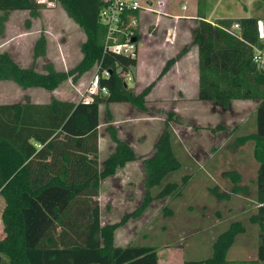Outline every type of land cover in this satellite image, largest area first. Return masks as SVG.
Listing matches in <instances>:
<instances>
[{
	"label": "trees",
	"instance_id": "1",
	"mask_svg": "<svg viewBox=\"0 0 264 264\" xmlns=\"http://www.w3.org/2000/svg\"><path fill=\"white\" fill-rule=\"evenodd\" d=\"M55 1V0H53ZM69 18L84 32L80 44L81 59L67 71H58L46 64L44 72L36 70L35 60L45 54V39L41 35L33 46V64L20 65L10 52L0 50V81H11L19 88L54 90L63 81H76L96 66L99 88L107 94H95L91 100L77 102L52 97L47 103L28 100L0 103V195L4 207L0 214L3 236L2 255L8 264H158V247L151 243L114 245L115 230L129 219L139 217L154 201L180 196L188 180L182 183L167 180L181 167L172 143L171 122L180 123L174 110L165 112L162 130L151 155L138 156L130 143L119 136L112 124L111 103H129L142 113L151 109L147 96L174 64L168 59L156 78L135 92L127 85L124 75L137 65L135 58L104 51L105 27L98 18L102 0H56ZM200 5L202 0H198ZM45 4L36 0H0V37L4 34L8 12L27 11L37 18ZM202 9V8H201ZM192 30L191 44L197 47V99L228 109L233 100L256 101L234 145L247 146L256 167L248 186L240 185V174H227L233 182L231 193L248 196L245 204L255 203L249 217L254 226V258L228 259L227 252L247 231L241 220H233L211 239V253L205 258L183 259V264H263L264 263V55L255 62V50L263 49L259 18L225 17L208 21L204 11ZM238 23L237 31H230ZM139 48V29H135ZM185 51V47L181 52ZM180 52V53H181ZM108 70L107 77L101 76ZM105 105L108 125L105 127L112 143L111 152L100 162L99 109ZM212 131L225 127L216 124ZM144 169V193L140 204L123 213L118 221L101 222L98 201L101 182L113 176L118 168L140 159ZM158 188L155 194L151 190ZM219 200L229 196L217 186L208 188ZM251 198V199H250ZM167 214L171 210L165 208ZM208 238L206 242H209Z\"/></svg>",
	"mask_w": 264,
	"mask_h": 264
},
{
	"label": "rangeland",
	"instance_id": "2",
	"mask_svg": "<svg viewBox=\"0 0 264 264\" xmlns=\"http://www.w3.org/2000/svg\"><path fill=\"white\" fill-rule=\"evenodd\" d=\"M164 1L167 2L165 11L168 15L142 14L143 18L138 26L137 65L124 75L127 85L135 92H139L154 80L168 59L174 58L175 64L190 49L188 44L192 30L190 32L187 28L182 29L183 33L179 37L181 29L179 23L177 26L175 24L180 3H187L190 11H204L210 21L221 16H257L260 40L264 44V0H208L209 6L207 2L206 5H200L197 0ZM54 3V6L41 10L37 18H31L27 11L8 12L4 34L0 37V50L10 52L20 65L31 66L34 43L42 35L45 39V54L35 60L36 70L44 72L46 64H52L58 71H67L74 67L82 57L80 44L85 40V34L67 16L63 6L56 0ZM189 10L186 15L190 13ZM197 21L198 19L195 23ZM183 47L185 51L181 52ZM260 54L264 55V47ZM148 55L152 56L150 61H147ZM144 57L145 64H151L152 75L145 72L148 67L143 68ZM185 63L188 74H191L190 66H194V56H186ZM96 70V66L92 67L76 81L68 78L52 90L53 92L39 87L23 90L11 81H0V103L24 100L44 103L54 96L74 102L84 100ZM175 70L173 68L171 72L172 77ZM172 77L166 83L160 84L156 81L159 94L147 96V106L151 109L147 113L138 111L129 103L109 104L112 119L120 128L119 136L129 140L134 145L136 154L142 158L152 154L154 143L163 127L165 112L174 110L180 123L171 122L172 143L181 167L169 174L167 180L182 183V177L189 176L180 196L154 200L136 222L122 228L123 240L114 238L113 243L126 244L128 239L130 243L145 241L155 244L159 246L158 264H182L185 257L200 259L210 255L211 239L215 237V233L238 219L247 231L234 242L227 252V258H254L256 231L249 224L248 217L255 211V203L248 201L249 204L246 205L244 201L248 200V196L231 193L233 182L227 173L238 172L239 184L249 187L251 197L256 171L252 153L247 146H235L234 139L244 132L240 127L250 116L256 101L233 100L228 109L224 110L212 102L172 98L175 94L168 92V85H190L189 76L185 83ZM100 110L101 150L98 158L103 161L111 152L112 143L105 129L108 125L105 105H100ZM216 124L223 125L225 130L212 131ZM142 158L126 163L113 176L101 182L98 201L102 224L118 221L123 213L140 204L144 193ZM214 185L229 197L223 200L215 198L208 191ZM157 191L158 188L151 190L152 194ZM2 205L0 197V210ZM165 208L171 210V213L167 214ZM2 236L3 226L0 219V238ZM208 238L210 241L205 243ZM0 264H8L4 255Z\"/></svg>",
	"mask_w": 264,
	"mask_h": 264
},
{
	"label": "built area",
	"instance_id": "3",
	"mask_svg": "<svg viewBox=\"0 0 264 264\" xmlns=\"http://www.w3.org/2000/svg\"><path fill=\"white\" fill-rule=\"evenodd\" d=\"M36 1L45 4L46 7H51L55 4L53 0ZM166 7L167 2L164 0H102L98 18L105 27L104 51L135 58L138 53L135 43V29L140 26L142 14L157 16L168 15L165 11ZM181 9L186 10L187 3L183 2ZM238 29V23H234L230 31L235 32ZM253 59L255 62H262L260 53L255 54ZM100 75L107 77L109 71L104 69ZM98 81L99 75L95 73L91 79L88 93L84 100H91L92 96L98 93L107 94L105 87L99 88Z\"/></svg>",
	"mask_w": 264,
	"mask_h": 264
},
{
	"label": "crops",
	"instance_id": "4",
	"mask_svg": "<svg viewBox=\"0 0 264 264\" xmlns=\"http://www.w3.org/2000/svg\"><path fill=\"white\" fill-rule=\"evenodd\" d=\"M206 2H207V5L209 6L208 0H202V3L205 4V5H206ZM197 3H198V0H197ZM181 4L182 3H180V6H179L180 12H177L178 14H176L177 16L175 18L176 19V21H175L176 26H177V23H179L178 25H179V28L181 29V33H179V37H180V34L182 35V33H183L182 29L186 30V28H187L188 31L193 30V28L196 25L195 20L199 19V17L197 16L198 13H196L197 11H194V10L190 11L189 10V6H187L186 10H182L181 9ZM188 10L190 11V13L186 15L185 13ZM205 15H206V13H205ZM225 17H228V16H221V17H216V18H225ZM142 18H141V21H142ZM190 19H194V20H190ZM215 19H213V21ZM208 21H210V20H208ZM140 24H141V22H140ZM179 40H182V39L180 38ZM191 40H192V36H191V38L189 40V44H188V45H190V49L188 48L189 50L187 51V53L184 56H182V58H181L182 60L183 59L184 60L182 61L180 59V61H178L175 64H173L169 68V70L159 80H157V83H160V84L168 82V80L171 79V77H172V73L171 72H172L173 68H176V70L174 71L172 79L175 78V80H178L180 83H183L188 78V76L190 77V82H189L190 85H189V87H186V86L183 87V85L179 84V83H173L174 85L170 84V85L167 86L168 92L175 94L172 98H180V99H185V100H190V99L198 100L197 99V90H198L197 47L195 45L191 44ZM189 54L192 55V57L194 56V66H192V65L190 66L191 67V74H188V71H187V67L188 66L185 63L186 56H188ZM151 57H152L151 55H148L147 61H150ZM145 61H146V57H144V66H143V68L148 67V69L145 72L152 75L153 73L150 70L151 64L150 63L145 64ZM177 64H179V66H177ZM172 86H174V88ZM155 94H159V91H158V88H157L156 84L152 88V90L150 91L148 96H153ZM53 96H54V94H53ZM54 98L59 99L58 97H55V96H54ZM59 100H62V99H59ZM49 101H47V102H49ZM237 101H246L247 102V100H237ZM29 102L37 103L39 101H37V102L29 101ZM47 102H44V103H47ZM111 104H114V103H111ZM253 110H254V108H253ZM100 116H101V110L99 109V120H100ZM112 124L117 128L118 133L120 134V128H119V126L115 125L116 123L113 121V119H112ZM98 129L100 130V124H99V128ZM128 142L130 143V145L134 149V145H132L129 140H128ZM98 144H99V152H100V150H101L100 134H99ZM0 197H1V200H2V203H3L2 208L0 210V211H2V209L4 207V200H3L1 195H0ZM0 214H1V212H0ZM143 214H144V212L141 214V216ZM139 218L140 217H137V218H134V219H130L124 225L119 226L114 232V238H117V240L122 241L123 240V237L121 236L122 228H126V226H128L131 222H136ZM143 236L144 235H142V237ZM127 243H130V240L127 239L126 240V244ZM126 244H121L119 246H124ZM158 263H159V254H158ZM182 264H183V259H182Z\"/></svg>",
	"mask_w": 264,
	"mask_h": 264
}]
</instances>
